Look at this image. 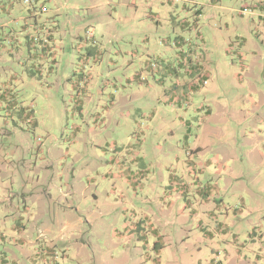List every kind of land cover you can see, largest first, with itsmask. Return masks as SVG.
Returning <instances> with one entry per match:
<instances>
[{
    "label": "rangeland",
    "instance_id": "374dc122",
    "mask_svg": "<svg viewBox=\"0 0 264 264\" xmlns=\"http://www.w3.org/2000/svg\"><path fill=\"white\" fill-rule=\"evenodd\" d=\"M0 264H264V0H0Z\"/></svg>",
    "mask_w": 264,
    "mask_h": 264
},
{
    "label": "trees",
    "instance_id": "16d2710c",
    "mask_svg": "<svg viewBox=\"0 0 264 264\" xmlns=\"http://www.w3.org/2000/svg\"><path fill=\"white\" fill-rule=\"evenodd\" d=\"M24 1H25V0H24ZM32 39H33V41H34V40H36V38H35V37H33Z\"/></svg>",
    "mask_w": 264,
    "mask_h": 264
}]
</instances>
